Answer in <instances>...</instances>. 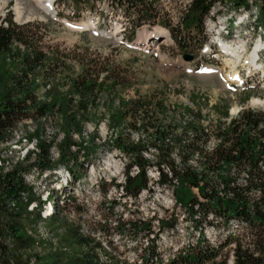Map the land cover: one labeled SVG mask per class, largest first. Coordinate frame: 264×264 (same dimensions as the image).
I'll list each match as a JSON object with an SVG mask.
<instances>
[{
	"label": "trees",
	"instance_id": "obj_1",
	"mask_svg": "<svg viewBox=\"0 0 264 264\" xmlns=\"http://www.w3.org/2000/svg\"><path fill=\"white\" fill-rule=\"evenodd\" d=\"M116 1L127 11H135L133 21L136 23L150 21L156 15L154 3L147 0ZM217 1L227 2L193 0L184 11L176 31L173 29L174 38L184 51L195 47L200 52L207 42L204 20ZM232 1L234 6L246 5V0ZM261 2L264 22V0ZM33 30L32 25H17L11 19L0 22V144L11 139L12 131L27 119L34 120L36 127L25 140L38 143L36 151L28 152L11 167H7V161L0 154V264H132L115 251L108 254L103 241L85 233L81 225L61 220L58 211L67 203L56 204L52 217L41 220L44 200L32 192L25 175L37 169L41 173L52 172L63 164L71 176L67 179L71 186L73 178H77L75 168L71 166V160L77 158L72 152L78 145L74 135H83L85 123L90 121V111L99 105L111 76L101 81L99 72L85 68L65 84L69 91L62 93L58 84L53 85L55 98L50 102L40 100L36 93L39 88L36 77L40 70L47 68L49 57L34 39ZM199 34L202 38L193 43ZM49 64L56 66L58 61ZM9 68L17 69V74L11 73ZM112 84L117 87L120 82L115 79ZM57 99V112L62 117L59 128L64 136L55 143L43 138V123L38 122L56 108ZM157 105L153 106L144 98L122 100L120 107L112 113L111 126L118 130L113 142L130 160L124 190L137 196L148 184L147 168L164 166L179 180L176 191L179 201L199 202L197 197L187 196L191 187L199 189V195L205 199L198 209L201 218L209 220V214L213 213V218L221 219L225 226L235 221L240 224L238 233L226 238L220 249L205 245L171 264H225L224 260L220 261L221 253L232 242L235 244V264H264V110L247 109L231 118L229 108H221L217 103L214 106L217 119L209 120L202 111L187 109L189 117L183 125V118L179 122L166 114L160 116L158 111L165 108L163 103ZM129 116L134 117V126L126 125L145 133L147 139L140 137L136 142L130 139V134L122 128ZM206 120H209L208 125H205ZM180 128L181 134L178 133ZM212 137L218 143L209 152L207 142ZM54 147L59 150L60 163L52 158ZM149 149L156 152L153 160L143 155ZM196 153L201 158L199 169L189 162ZM134 165L140 169L137 176L129 174ZM161 174L162 182L170 181L168 174L164 171ZM37 200V209L30 211V204ZM190 215L194 219L192 211ZM41 223L53 233L59 225L62 232L55 233V240L43 238L38 233ZM170 225L167 220H162V227ZM130 227L153 232L150 222L143 224L140 221L123 224L117 229L128 232ZM154 240L149 253L142 257V264H149L155 253ZM40 246H49L46 254L37 253ZM101 253H107L109 260H102Z\"/></svg>",
	"mask_w": 264,
	"mask_h": 264
},
{
	"label": "rangeland",
	"instance_id": "obj_2",
	"mask_svg": "<svg viewBox=\"0 0 264 264\" xmlns=\"http://www.w3.org/2000/svg\"><path fill=\"white\" fill-rule=\"evenodd\" d=\"M22 1L25 7V15L22 19L18 18V13L15 11L17 0H7V4L0 12V22L11 19L17 25H32L35 32L34 39L49 57L47 68L40 70L36 77V83L39 85L36 93L40 100L50 102L55 98L56 91L53 85L58 84L62 93L69 91V86L65 84L69 82V79L79 76L85 68L99 72L101 81L111 76L101 94L99 105L90 111V121L85 123L83 135H74L78 145L73 147L72 152L77 158L74 161L71 160V166H74L77 178H73L71 186L67 180L71 176L65 171L63 164L52 172L41 173L38 169L34 170L26 174L25 178L32 187V192L39 198L42 196L45 204L51 199L54 201L59 196L67 197L69 194L65 208L58 211V217L61 220L66 222L69 219L73 220L81 225L83 231L99 233L100 230L102 240L107 241L113 251L132 264H140L142 257L149 253L152 235L147 230H133L130 227L128 232H122L117 227L129 222L140 221L143 224L150 222L154 233H157L159 230L154 220L156 217L162 215L169 224L173 223L174 219L161 206L165 204L161 195L165 190L161 187L153 185L151 197L143 199L129 196L120 199L121 191L119 188V192L114 190V184L122 180L130 163L129 156L121 152L113 142L118 130L111 126L112 113L120 107V101L144 98L155 107L163 103L165 110L158 111V114L160 116L166 114L170 119L175 117L179 122L183 118L184 125L189 117L187 109L200 110L208 115L209 120L217 119L218 113L214 112V106L217 103L221 108H229L231 118L238 116L239 110H264V82L258 83L251 76L245 78L246 73L253 71L250 72L251 67L248 66V61H245L243 65L237 62L228 64L217 54L209 52L208 47L200 52L195 50V47L185 51L180 48L174 38L173 29L176 31L190 0L153 1L156 8L155 17L143 23L133 21L136 29L128 34L130 41L135 42L133 45L122 42L118 37L101 35L92 30L87 14L81 10L80 3L88 7L98 6L94 0L93 2L79 0L80 3L75 0H57L53 8L54 13L45 12L34 0ZM231 1L215 6V20L217 16L229 19L235 14ZM107 2L108 0L105 4ZM2 4L3 0H0V6ZM75 8L81 11L78 16L72 14ZM134 12V10L127 11L125 14L123 12L121 21L125 23L132 21L136 17ZM33 13L36 15L28 19V16ZM112 15L115 16L114 13ZM113 16L110 15V18ZM79 23H87L90 26L77 28ZM111 25L114 26L116 33L115 25L113 23ZM213 26L215 24L207 27L208 31L206 30L205 33L207 37L215 41L220 29L218 26ZM239 30L242 39H248L247 27L244 26L243 30ZM163 31L168 32V38L163 37ZM201 38V34L196 35L193 43ZM188 56H193V59L189 60ZM56 60L58 66L49 64ZM232 69H237L239 79L230 82ZM16 70L9 68L11 73L17 74ZM115 79L120 82L117 87L112 84ZM261 80L264 81V73ZM56 102V108L50 111L46 119L38 123H43V138L58 143L64 135L59 128L62 117L57 112L58 99ZM209 120L205 121V125H208ZM130 123L134 126L133 116L126 119L122 128L130 134L132 141L136 142L140 137L148 138L145 133L134 130L131 125L130 127L126 125ZM35 127V122L23 123L17 130L12 131L11 139L5 144H0V154L7 161V167H11L28 152L37 150V141L25 140L26 135ZM178 133H182L181 128ZM127 138L128 136L125 137ZM58 151L57 147L52 149V158L60 163ZM155 153L154 149H149L145 157L153 160ZM114 167L119 169L112 184L109 180ZM187 193L188 198L197 196L195 189H189ZM31 206L37 205L33 203ZM213 221L217 229H214L213 224H203L204 233L207 236L210 233L209 237L212 240L219 236V240L223 241L227 231L235 235L240 229L237 221L231 222L228 227L222 225V220L216 221L215 218ZM183 223L189 226V230L194 226L190 221H183ZM218 229H221L220 232ZM161 230L164 231L163 228ZM57 232H62L59 225L54 233L47 226L42 224L38 226L39 235L46 239L56 238ZM189 235L179 232L176 237L168 236L164 231V234L162 233L154 240V244L158 243V247H162L161 250H164L167 256L172 253L173 246L196 241L197 234L190 232ZM233 247L232 242L223 249L220 261L224 260L225 264H231L230 262L234 261ZM48 248L49 246H40L37 253L46 254Z\"/></svg>",
	"mask_w": 264,
	"mask_h": 264
},
{
	"label": "bare ground",
	"instance_id": "obj_3",
	"mask_svg": "<svg viewBox=\"0 0 264 264\" xmlns=\"http://www.w3.org/2000/svg\"><path fill=\"white\" fill-rule=\"evenodd\" d=\"M34 1L38 6H42V8L45 12H47V13L48 12L49 13L55 12V11H51V8L54 7L56 0H34ZM86 1H88V0H86ZM91 1L93 2V0H91ZM94 1H96L98 3V6L93 5V6L88 7L87 5L81 4L79 2L82 5L81 10L87 14L92 25H94L95 28L101 29L104 32H111L123 41L125 38V35L127 34V32L129 31V29L131 27L130 22L126 21V23H125L124 21L122 22L120 19V17L122 18V16H123L122 13L124 12V10L121 9L118 2H116L115 0H108L107 4H105L106 0H94ZM246 1H254V0H246ZM102 2H103V4H101ZM222 3L224 4L225 2L217 1L213 6L212 11L206 17V20H205L206 30H207V27H211V25H214V24L216 27L218 26L220 29L216 34L215 41L211 40V45L214 46L216 41L219 42L220 40H222L219 42L221 45V49H223L224 52H226L225 53L226 55L232 56V57L240 56L242 53H244V50H245V53H247L248 49L251 48V51H252L251 54L254 55L253 63L251 66H253L257 72L264 73V25H263L262 20H261V17H262V5H261V3L262 2L261 1L256 2V5H257L256 6V14H251V18L249 15H247V6L246 5H244L242 7H238V6H234L232 4L231 6L234 7V11H235V14L233 16H231L229 19H224V18L217 16V19L215 20V14H214V10L216 8L215 6L220 5ZM6 4H7V0H3V4L0 6V12L2 11L3 7ZM225 4H227V3H225ZM23 5L24 4H23L22 0H17V4L15 6V11L18 13L19 19H22L25 15V12H24L25 7ZM113 13L115 16L112 15ZM72 14L75 15L76 11L73 10ZM124 14H125V12H124ZM237 14H239V17ZM35 15H36L35 13L30 14L28 16V19L33 18ZM110 15L113 17L110 18ZM234 17H237V18L234 19ZM111 20H113V22H111ZM109 22H111V24L113 23L115 25L116 33L114 31V26L111 25ZM89 26L90 25H88L87 23H79L77 28L78 27L86 28ZM215 26H213V27H215ZM244 26L247 27L246 36L248 37V39L246 38L245 40L242 39L241 34H240V30L238 31V29L243 30ZM232 27H234L233 30H232ZM156 33H158V31ZM162 33L164 35L163 37L168 38V36H169L168 32L163 31ZM245 53L243 55H245ZM219 54L223 55L221 52ZM243 55H242V57H243ZM230 60L232 61L233 59L230 58ZM230 63H232V62H228V64H230ZM231 72H232L231 73L232 76L230 75V77H231V79H229L230 82L235 81L238 78L237 69H232ZM261 78H263V75ZM262 102H260V103H262ZM257 103H259V101ZM239 111H237V112L239 113ZM44 119H46V118H44ZM29 122L30 123L34 122V120L27 119L24 121V123H29ZM20 126H21V123L18 126V128ZM207 143H208L207 149L210 152V150L215 149V147L217 146L218 140L213 138V139H210V141H208ZM147 152L148 151H144L143 155L146 156L145 154H147ZM176 159H178L177 156H176ZM178 161H180V160L178 159ZM189 162L193 168L199 169L200 164H201V158L199 156V153H196L194 156H192ZM66 172H68V171H66ZM68 196H69V194L67 195V197L65 196L66 198L64 196L63 197L59 196L56 199H54V201H52V199H51V201H49L46 204L44 202V206H43L44 211L48 210V213H47V215L44 216V219L46 220L47 217L54 211V206L56 204L57 205L58 204L59 205H65L67 203ZM163 200L165 201V204L162 202L164 205H170L169 204V197H166V195H163ZM30 209L34 210L35 206H30ZM191 211H192V207L185 208L184 219L175 220V224L172 227H170L168 229H164L166 235L176 237L179 232H181L182 234H186V235H189L190 232H194L195 234L198 235L196 241L195 242H184L181 244V246H189V247L194 246L195 248H199V247L201 248V247H204L205 245H208V242H213L212 244H209V246L212 248H215V249L216 248L219 249V246L222 243V240H219V236L216 237L214 240H212V238H210L209 235L207 236L203 230V224H205V223H207L208 225L213 224V226H214L215 222L213 220L215 218H213V216L211 215V216H209V220H205L203 223H198L196 226V229H194V226H193L189 230V226L187 224L185 225V223H183V221H185V222L190 221L191 223L194 224L195 219H193V217L190 215ZM52 215H53V213H52ZM214 229H217V227L214 226ZM218 230L220 232L221 229H218ZM164 231L161 230V234L162 233L164 234ZM215 231L217 232V230H215ZM84 232L90 233L91 236L94 237L95 239H97L98 241L102 240V237L100 236L101 235L100 230H99V233L89 232V231H84ZM226 233H227L226 238H228L231 235V233L228 231ZM157 237H159V236L152 235V240L153 239L156 240ZM175 237H172V238H175ZM226 238H224V240ZM102 241H103L105 251H107L108 254L112 253V252L114 253V251H112L111 247L109 246V243L105 240H102ZM156 244H158V243H156ZM153 247L155 250L154 256L158 259L164 258V259H161L160 263H155V264H170L171 262L176 260L175 257H166L165 258V251L161 250L162 247H158V245H155ZM176 247H178V246H175V247L173 246L172 253H170L167 256L174 255ZM166 253H168V252L166 251ZM108 254L107 253H101V259L104 261L109 260L110 256ZM115 254L120 255L116 251H115ZM188 255H190V253H180V257H186ZM122 258H124V257H122ZM128 262L131 263L130 261H128ZM140 264H142V260L140 261ZM149 264H151V258H150Z\"/></svg>",
	"mask_w": 264,
	"mask_h": 264
},
{
	"label": "built area",
	"instance_id": "obj_4",
	"mask_svg": "<svg viewBox=\"0 0 264 264\" xmlns=\"http://www.w3.org/2000/svg\"><path fill=\"white\" fill-rule=\"evenodd\" d=\"M192 1L193 0H190V4L192 3ZM259 1H261V0L246 1L247 15H249L250 18H251V14H256V6H257L256 2H259ZM148 2H153V0H148ZM188 6H187V9L189 8ZM237 15L239 17V14H237ZM210 151H212V150H210ZM83 159H84V157H83ZM113 169L114 170L111 172L112 177L109 180V181H112V183L114 182L115 178L117 177L116 174L118 173L119 168L114 167ZM107 170H112V169H107ZM162 171H164V173L169 175V178H170L169 182H165V183L162 182V174H161ZM139 172H140L139 167L137 165H134L130 169L129 174L132 176H137L139 174ZM146 174L149 177V181H148L147 186L143 187L142 191L137 196H133L132 194H130V195L127 194L126 190H124V185L126 184V180H127L126 172H124L122 180L119 182H116L114 184V190L117 192L121 191L120 199H123L124 197H128V196L130 198L135 197V199H143V198L151 197L152 192H153L152 191L153 185H156L157 187H161L165 190V192L162 193L161 195H166V197H169V204L170 205H161V206H163L166 209V211H168V213H169L168 215H170V217L172 219H174V221H173V223H171L172 225L170 227H172L175 224V220L184 219L185 208H189V207H192V214L194 215V219H195L194 229H196V226L198 223H203L205 221V219L201 218L200 213L198 211V209L200 208V203H204L205 199H203L202 197L199 196V200H198L199 202H195V203L194 202H189V203L180 202L176 196V191H177V188L179 186V180L176 177H174V175L172 174V172L170 171L169 168H165L164 166H163V168H159L155 165H152V166H149L147 168ZM100 178L104 179V177H102V176H100ZM118 188H119V191H118ZM194 189L197 191V194H199V189L198 188H194ZM69 197L70 196H68V200H69ZM68 200H67V202H68ZM193 208H194L195 212H193ZM209 215H213V213H210ZM154 220L158 226L159 231L157 233H154V231H153L150 234L160 236L161 235V223H162V220H164V219L162 218V215H159V217H156V219H154ZM220 220L221 219L216 218V221H220ZM70 221H72V220H70ZM170 227H168V228H170ZM168 228H165V229H168ZM209 235H210V233H209ZM212 243L213 242H208V245L212 244ZM155 245H159V244H154V246ZM175 249L176 250H175L174 255L165 256V258L166 257H175L176 259H178V258H180V253H191V251H193V250H198L194 246H190V247L189 246H181L180 244ZM150 258H151V264L160 263L161 259H164V258H160V259L156 258L154 256V254L151 255Z\"/></svg>",
	"mask_w": 264,
	"mask_h": 264
},
{
	"label": "water",
	"instance_id": "obj_5",
	"mask_svg": "<svg viewBox=\"0 0 264 264\" xmlns=\"http://www.w3.org/2000/svg\"><path fill=\"white\" fill-rule=\"evenodd\" d=\"M189 60H192L193 59V56H188L187 57Z\"/></svg>",
	"mask_w": 264,
	"mask_h": 264
}]
</instances>
